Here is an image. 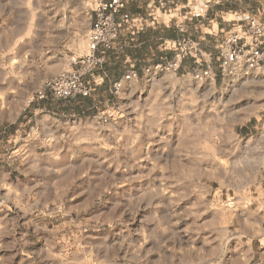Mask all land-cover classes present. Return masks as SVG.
Masks as SVG:
<instances>
[{"label":"clouds","instance_id":"clouds-1","mask_svg":"<svg viewBox=\"0 0 264 264\" xmlns=\"http://www.w3.org/2000/svg\"><path fill=\"white\" fill-rule=\"evenodd\" d=\"M261 249L264 0H0V264Z\"/></svg>","mask_w":264,"mask_h":264},{"label":"rangeland","instance_id":"rangeland-1","mask_svg":"<svg viewBox=\"0 0 264 264\" xmlns=\"http://www.w3.org/2000/svg\"><path fill=\"white\" fill-rule=\"evenodd\" d=\"M132 11L133 12H137V11H140V9H138L137 7H136V5L135 4H133L132 5ZM132 38H131V34H129V40H131ZM145 39V38H144ZM149 45H152V40L154 39V34H150L149 35ZM143 41V37L142 36H138V39H137V41L136 42H138V43H140L141 44V42ZM126 51H128L129 53H130V55H132V56H134V57H139V58H143V56L145 55V54H147V50H148V48H146V47H144L142 44H141V46L140 47H130V48H127V49H125ZM110 55H111V52L109 53ZM150 55V54H149ZM164 54H158V57H162ZM171 55H172V53L171 52H169V53H167V56H168V58L170 59L171 58ZM113 59H115V57L113 56ZM105 67L107 68L108 66L107 65H105ZM137 67H139V65H137ZM109 71H112V72H115V74H116V77L117 78H119V76H120V65L119 64H117V65H114L111 69H109ZM107 88V84L105 85V89ZM111 98V97H110ZM81 99V101H82V103H81V106L80 107H78L76 110L77 111H83L84 110V107L85 106H87V107H91V104H92V101H91V99L90 98H88V97H82V98H80ZM227 195H231V193H227V194H225L224 195V198H227ZM257 243H259V242H257ZM261 251H264V249H261ZM22 255V254H21Z\"/></svg>","mask_w":264,"mask_h":264},{"label":"crops","instance_id":"crops-1","mask_svg":"<svg viewBox=\"0 0 264 264\" xmlns=\"http://www.w3.org/2000/svg\"><path fill=\"white\" fill-rule=\"evenodd\" d=\"M151 30H149L148 32H144V33H141L139 34V36H142L143 37V41L141 42V44L146 47V48H149V35L151 34ZM153 34V33H152ZM145 38V39H144Z\"/></svg>","mask_w":264,"mask_h":264},{"label":"built area","instance_id":"built-area-1","mask_svg":"<svg viewBox=\"0 0 264 264\" xmlns=\"http://www.w3.org/2000/svg\"><path fill=\"white\" fill-rule=\"evenodd\" d=\"M112 11V8L111 7H109L107 10H106V12H111ZM121 11H123V10H121ZM99 47V46H98ZM257 51H260V49H257ZM172 55H173V53H172ZM172 55H171V57H172ZM171 59V58H170Z\"/></svg>","mask_w":264,"mask_h":264}]
</instances>
